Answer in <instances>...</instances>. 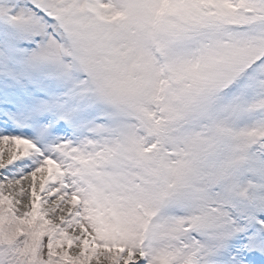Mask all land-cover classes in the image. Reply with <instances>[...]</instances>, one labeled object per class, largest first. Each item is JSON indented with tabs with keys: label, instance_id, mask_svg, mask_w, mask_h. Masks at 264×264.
Listing matches in <instances>:
<instances>
[{
	"label": "snow or ice",
	"instance_id": "snow-or-ice-1",
	"mask_svg": "<svg viewBox=\"0 0 264 264\" xmlns=\"http://www.w3.org/2000/svg\"><path fill=\"white\" fill-rule=\"evenodd\" d=\"M0 264H264V0H0Z\"/></svg>",
	"mask_w": 264,
	"mask_h": 264
}]
</instances>
